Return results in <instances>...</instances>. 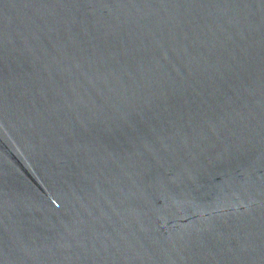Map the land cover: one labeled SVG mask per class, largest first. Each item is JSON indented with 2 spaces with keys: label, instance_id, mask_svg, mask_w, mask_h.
<instances>
[{
  "label": "water",
  "instance_id": "water-1",
  "mask_svg": "<svg viewBox=\"0 0 264 264\" xmlns=\"http://www.w3.org/2000/svg\"><path fill=\"white\" fill-rule=\"evenodd\" d=\"M0 264H264V0H0Z\"/></svg>",
  "mask_w": 264,
  "mask_h": 264
}]
</instances>
